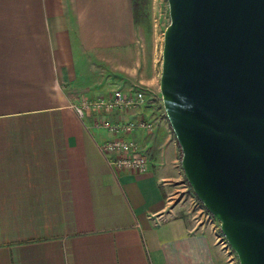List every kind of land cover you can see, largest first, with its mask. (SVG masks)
<instances>
[{
    "label": "crops",
    "instance_id": "obj_1",
    "mask_svg": "<svg viewBox=\"0 0 264 264\" xmlns=\"http://www.w3.org/2000/svg\"><path fill=\"white\" fill-rule=\"evenodd\" d=\"M138 27L133 0H0V264H221L177 199L160 82L145 110L107 118L152 124L127 137L146 174L112 169L101 145L117 136L71 108L141 90Z\"/></svg>",
    "mask_w": 264,
    "mask_h": 264
},
{
    "label": "water",
    "instance_id": "obj_2",
    "mask_svg": "<svg viewBox=\"0 0 264 264\" xmlns=\"http://www.w3.org/2000/svg\"><path fill=\"white\" fill-rule=\"evenodd\" d=\"M160 93L188 184L264 264V0H168Z\"/></svg>",
    "mask_w": 264,
    "mask_h": 264
},
{
    "label": "rangeland",
    "instance_id": "obj_3",
    "mask_svg": "<svg viewBox=\"0 0 264 264\" xmlns=\"http://www.w3.org/2000/svg\"><path fill=\"white\" fill-rule=\"evenodd\" d=\"M133 4L136 23L139 26V38L136 47L137 53L135 55V64L138 63V75L140 76V80L145 83L143 86H139L140 88L138 87V89L146 91L148 89L147 84L152 81H155L157 84V82H160L161 79L164 34L170 24L169 4L168 0H133ZM117 75H119V72ZM93 80L94 76L92 77V81ZM115 84L116 82L113 83V85ZM126 85H129L130 87L132 85L131 81H124V89L126 88ZM112 88L113 87L109 86L108 90L110 94L107 97H109L112 91L115 90ZM148 103L149 100H147L146 104L140 109H135L133 112L124 114L131 115L133 113L135 114V112L141 111L142 109L145 110ZM160 105H163V102ZM162 108L164 110V106H162ZM160 110V114L165 113V110L163 111L161 108ZM153 113V109L149 108L147 115H152ZM99 117L101 119L105 116L99 115ZM189 186L190 185L187 182L185 174L179 183L175 185V190L177 189L179 191L176 194L177 199L184 198L185 200V214L187 219H189V222L192 226H195V228L209 232L213 235V241L215 244L214 249L217 254L219 253L221 255V264H239V260L235 252L230 250L224 243V235L221 232L220 223L206 210L202 202L197 198Z\"/></svg>",
    "mask_w": 264,
    "mask_h": 264
},
{
    "label": "built area",
    "instance_id": "obj_4",
    "mask_svg": "<svg viewBox=\"0 0 264 264\" xmlns=\"http://www.w3.org/2000/svg\"><path fill=\"white\" fill-rule=\"evenodd\" d=\"M147 100H149L148 94L144 90L124 91L123 89H116L112 91L109 97L97 101L84 99L71 105L81 120L89 119L94 128L104 129L113 137L117 136L101 145V151L108 159L109 166L116 171H132L142 175L148 173L150 169V163L145 153L135 141L127 137L141 127L152 130V124L140 120L138 122H113L107 119L114 113L125 115L124 113L138 110L146 104ZM99 115L105 117L100 119ZM223 238L224 243L232 250L225 236Z\"/></svg>",
    "mask_w": 264,
    "mask_h": 264
},
{
    "label": "trees",
    "instance_id": "obj_5",
    "mask_svg": "<svg viewBox=\"0 0 264 264\" xmlns=\"http://www.w3.org/2000/svg\"><path fill=\"white\" fill-rule=\"evenodd\" d=\"M190 187V186H189ZM191 188V187H190Z\"/></svg>",
    "mask_w": 264,
    "mask_h": 264
}]
</instances>
